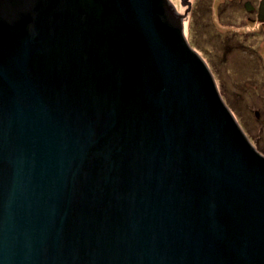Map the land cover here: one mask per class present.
I'll use <instances>...</instances> for the list:
<instances>
[{"label":"water","instance_id":"water-1","mask_svg":"<svg viewBox=\"0 0 264 264\" xmlns=\"http://www.w3.org/2000/svg\"><path fill=\"white\" fill-rule=\"evenodd\" d=\"M184 17L0 0V264H264V156Z\"/></svg>","mask_w":264,"mask_h":264},{"label":"rangeland","instance_id":"rangeland-1","mask_svg":"<svg viewBox=\"0 0 264 264\" xmlns=\"http://www.w3.org/2000/svg\"><path fill=\"white\" fill-rule=\"evenodd\" d=\"M169 1L177 12L181 11L180 6H183L180 5V0ZM208 2L211 3L201 4L200 11L204 9V12L210 10L212 13L213 5H216L213 1ZM200 16L194 12L183 21L185 39L207 65L221 99L232 112L251 145L264 156V32L260 35L249 33L244 36L248 45L258 46L257 54H250L247 50L227 53L225 49H219L222 47L220 36H206L200 32L201 24L197 22L200 21ZM211 18L208 19L209 22ZM224 43L228 44V41L225 40ZM223 53L226 56L224 55L225 59L222 60ZM250 56H256L254 61Z\"/></svg>","mask_w":264,"mask_h":264},{"label":"flooded vegetation","instance_id":"flooded-vegetation-1","mask_svg":"<svg viewBox=\"0 0 264 264\" xmlns=\"http://www.w3.org/2000/svg\"><path fill=\"white\" fill-rule=\"evenodd\" d=\"M208 1L198 0L196 2V0H180V5L183 7L180 6L181 11L178 12L185 15L183 21L187 17L192 16L194 12L199 14V16L201 13L200 21H197L201 24L200 32L206 36H216V34L220 36L222 47L219 49H225L227 53L247 50L250 54H257L259 51L257 49L258 46L248 45L244 40V36H247L249 33H257L260 35V33L264 32V21L259 19L260 5L263 0H210L216 5L215 7L213 5L212 13L210 10L208 12H204V9L200 11L201 4L211 3ZM214 14L215 16L212 17ZM210 18L211 21L209 22L208 19ZM211 29L214 30L212 31ZM223 32L224 34H222ZM225 40L228 41V44L224 43ZM224 55L223 53L222 60L225 59L223 58ZM250 57L253 61L256 58V56Z\"/></svg>","mask_w":264,"mask_h":264}]
</instances>
